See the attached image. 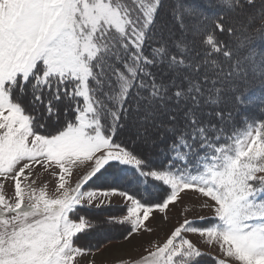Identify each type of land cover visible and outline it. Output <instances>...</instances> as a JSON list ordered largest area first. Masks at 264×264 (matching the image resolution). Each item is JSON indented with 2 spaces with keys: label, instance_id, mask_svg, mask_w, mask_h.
<instances>
[{
  "label": "snow or ice",
  "instance_id": "snow-or-ice-1",
  "mask_svg": "<svg viewBox=\"0 0 264 264\" xmlns=\"http://www.w3.org/2000/svg\"><path fill=\"white\" fill-rule=\"evenodd\" d=\"M0 264H264V0H0Z\"/></svg>",
  "mask_w": 264,
  "mask_h": 264
},
{
  "label": "rangeland",
  "instance_id": "rangeland-1",
  "mask_svg": "<svg viewBox=\"0 0 264 264\" xmlns=\"http://www.w3.org/2000/svg\"><path fill=\"white\" fill-rule=\"evenodd\" d=\"M75 179V178H74ZM188 202V197H185V200L182 201L180 204L175 205V206H171V210L169 211L168 215L170 217V219L172 220V223L176 222L177 218L182 219V213L185 211V204ZM120 203L119 199L116 198L113 200V205H118ZM203 215H211L209 212L207 211H192V212H188L187 216L189 219H192L194 217L197 216H203ZM156 219L159 220L160 219V215L157 214ZM167 231L166 228H164L163 230H161L159 232L160 237L162 238L164 233ZM151 237H144L145 240L150 239Z\"/></svg>",
  "mask_w": 264,
  "mask_h": 264
},
{
  "label": "trees",
  "instance_id": "trees-1",
  "mask_svg": "<svg viewBox=\"0 0 264 264\" xmlns=\"http://www.w3.org/2000/svg\"><path fill=\"white\" fill-rule=\"evenodd\" d=\"M110 211L113 213V214H119V210L115 207L110 209ZM108 213H105V215H107ZM119 232H120V229L118 228H114L112 229L110 232L107 233V235L111 236L112 238H114L115 240H119Z\"/></svg>",
  "mask_w": 264,
  "mask_h": 264
}]
</instances>
